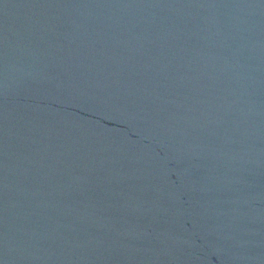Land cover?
Masks as SVG:
<instances>
[{"label": "water", "instance_id": "water-1", "mask_svg": "<svg viewBox=\"0 0 264 264\" xmlns=\"http://www.w3.org/2000/svg\"><path fill=\"white\" fill-rule=\"evenodd\" d=\"M0 264H264V0H0Z\"/></svg>", "mask_w": 264, "mask_h": 264}]
</instances>
